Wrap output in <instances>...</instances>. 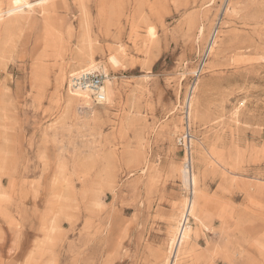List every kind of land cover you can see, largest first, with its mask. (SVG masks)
Wrapping results in <instances>:
<instances>
[{
	"label": "rangeland",
	"instance_id": "rangeland-1",
	"mask_svg": "<svg viewBox=\"0 0 264 264\" xmlns=\"http://www.w3.org/2000/svg\"><path fill=\"white\" fill-rule=\"evenodd\" d=\"M0 264H264V0H0Z\"/></svg>",
	"mask_w": 264,
	"mask_h": 264
},
{
	"label": "bare ground",
	"instance_id": "bare-ground-1",
	"mask_svg": "<svg viewBox=\"0 0 264 264\" xmlns=\"http://www.w3.org/2000/svg\"><path fill=\"white\" fill-rule=\"evenodd\" d=\"M84 21H85V19H84ZM149 32L150 33L152 32L151 28H149ZM83 38H85V37L83 36ZM87 41H88V39H87ZM84 43H86V42H84ZM82 54H83V52H82ZM86 58H88V57H86ZM108 59L113 66L117 67V66L121 65L123 67L122 61H121L122 56H120L119 53L111 54ZM83 62H84V60H83ZM76 67L80 68L81 70L75 71V72L69 74L68 78L70 76L77 74L79 72H82V71H94V72L98 71L97 70L98 66L96 64H94L92 62V60L88 61L84 65L76 66ZM76 67H72V68H76ZM68 78H67V82H68ZM109 83H110V80L108 78L106 80H104L105 100H107L108 95H109V90H110L109 89ZM67 90H68L67 93L69 95L70 103H77V104L79 103V104H81V106L82 105L90 106L89 102H90L91 97L87 92L73 89L70 87L69 84H67ZM103 103L104 102H101V104H103ZM182 179H183V184L185 185V187H187L188 189L189 188L191 189L192 196L189 199L187 198V200L184 202L181 217H180L179 221L177 220L178 223L175 226L174 234H173V237L171 238L170 247L174 248L177 253H179V251L182 250L185 247V245H187V242H188V239L190 236V231H191L190 226L187 224V222H188L187 216L188 215L195 216L194 211L196 210V207L198 204V197H199V195L197 194L198 191L196 189V187H197L196 179H195L194 175L192 173H190L188 171V169H186V168L182 169Z\"/></svg>",
	"mask_w": 264,
	"mask_h": 264
},
{
	"label": "built area",
	"instance_id": "built-area-1",
	"mask_svg": "<svg viewBox=\"0 0 264 264\" xmlns=\"http://www.w3.org/2000/svg\"><path fill=\"white\" fill-rule=\"evenodd\" d=\"M217 33V28H214L210 32L206 44L201 53L199 54L197 68L194 73L195 76L201 74L205 63L210 57L211 49L214 44ZM105 77L106 75L100 71H82L70 76L68 78L67 84H69L70 87L73 89L87 92L94 102L101 103L106 101L104 93Z\"/></svg>",
	"mask_w": 264,
	"mask_h": 264
}]
</instances>
